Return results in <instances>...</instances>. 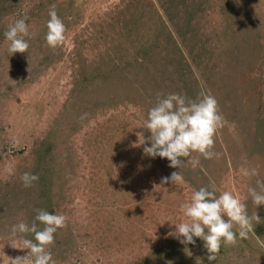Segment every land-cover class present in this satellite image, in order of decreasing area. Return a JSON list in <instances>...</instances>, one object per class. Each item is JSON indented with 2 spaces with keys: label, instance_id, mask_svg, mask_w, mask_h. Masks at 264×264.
I'll return each mask as SVG.
<instances>
[{
  "label": "rangeland",
  "instance_id": "obj_1",
  "mask_svg": "<svg viewBox=\"0 0 264 264\" xmlns=\"http://www.w3.org/2000/svg\"><path fill=\"white\" fill-rule=\"evenodd\" d=\"M53 7L65 25L55 48L45 39ZM24 17L29 47L12 55L4 32ZM170 93L210 94L224 119L218 155L191 153L195 168L143 153L148 110ZM25 172L39 179L25 187ZM173 172L181 179L162 183ZM257 180L264 0H0V264L29 252L12 244L33 234L11 226L30 225L37 209L66 218L48 247L55 264H264V205L248 193ZM201 187L239 195L260 217L213 261L166 221L188 222L180 205Z\"/></svg>",
  "mask_w": 264,
  "mask_h": 264
},
{
  "label": "clouds",
  "instance_id": "obj_2",
  "mask_svg": "<svg viewBox=\"0 0 264 264\" xmlns=\"http://www.w3.org/2000/svg\"><path fill=\"white\" fill-rule=\"evenodd\" d=\"M48 16L45 39L49 47L55 48L65 40V25L55 7L49 10ZM26 19L27 17L16 20L4 32V37L10 42L8 51L12 55L16 52L24 53L29 47L25 37H30L31 34ZM223 126L224 119L218 111L217 100L210 94L201 93L196 100L177 93H170L165 98L158 96L155 106L148 110L144 124V128L150 132L147 139L151 141V145L144 146L143 153L153 159L167 158L169 167L173 168H180L190 160L195 168L199 165V159H191V153L197 152L205 159L218 155L212 150L214 136ZM182 157L187 160H182ZM257 174L256 169L244 170V175L247 176ZM20 179L25 187H29L39 177L34 173L25 172ZM180 179L179 173L173 172L169 177H163L162 183H175ZM256 183L260 190L249 188L248 193L256 206L264 205V181L257 180ZM180 208L184 216L189 218L188 222L166 220L175 225L174 237L185 246L195 245V238L202 240L204 248L210 253L209 261L215 260V254L220 250L222 243L235 244L237 235L241 239L247 238L253 227L252 221H260L257 214L248 215L246 204L239 195L231 191H222L217 195L215 189L208 187L193 191L190 202L182 203ZM37 221L43 228H39ZM65 222L66 218L62 214L37 209L30 225L24 221L13 224V236L18 233H32L33 237L28 239L22 236L23 247L12 244L15 248L29 250L26 256L13 258L12 264H26L27 261L31 264H55L48 247L54 243V234L65 226ZM234 228L238 229V233Z\"/></svg>",
  "mask_w": 264,
  "mask_h": 264
}]
</instances>
